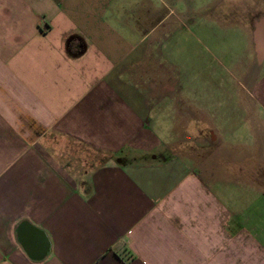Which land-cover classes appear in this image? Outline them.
Instances as JSON below:
<instances>
[{
  "label": "crops",
  "instance_id": "obj_1",
  "mask_svg": "<svg viewBox=\"0 0 264 264\" xmlns=\"http://www.w3.org/2000/svg\"><path fill=\"white\" fill-rule=\"evenodd\" d=\"M0 264H264V0H0Z\"/></svg>",
  "mask_w": 264,
  "mask_h": 264
}]
</instances>
